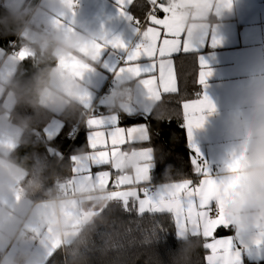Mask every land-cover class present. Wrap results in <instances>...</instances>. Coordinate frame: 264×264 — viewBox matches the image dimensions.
I'll return each instance as SVG.
<instances>
[{
  "label": "snow or ice",
  "instance_id": "6c2138e0",
  "mask_svg": "<svg viewBox=\"0 0 264 264\" xmlns=\"http://www.w3.org/2000/svg\"><path fill=\"white\" fill-rule=\"evenodd\" d=\"M146 2L149 10L146 13L145 22H142L139 18L128 14L129 6L133 5L134 0H117L120 14L131 20L136 25L135 30L142 36L141 42L134 48L128 49L120 37L110 40L104 37L101 42H95L91 46L94 61L100 58L102 51L109 45L113 48L128 49L122 66L115 69V78L119 80L127 76L129 80L137 82L143 88L146 96L121 113L108 111L101 113L92 104L91 95L81 98L82 106L90 112L86 125L89 130L87 145L91 151H84L83 155L77 154L72 157L73 172L82 179L94 181L99 188L103 189L105 195L101 199L105 201V204L92 206L86 212L74 210L71 215L78 225L108 211L109 205H114L113 202L122 205L124 212L136 211L140 215L144 213L171 214L176 235L188 234L196 242L198 237L204 238L205 241L210 240L202 245L209 253L206 255V264H242V252L235 238L214 236L218 227L229 229L231 226L224 215V206L233 197L239 185V177L214 176L202 159L199 149L192 142L193 130L201 128L205 122L204 114L215 111V104L207 94L182 103V125L187 128L188 141L193 149L190 162L193 174L198 179L188 177L178 181L154 183L153 169L157 160L154 157L153 148L133 147L131 150H124L121 147L150 139L149 127L146 124L119 126L122 115L132 118L134 111L151 115L157 105L163 102L162 93H176L177 86L171 57L174 53L197 52L198 45L204 42L206 34L205 31L190 35L181 25V8L185 3L193 2V0H166V2L165 0H146ZM62 3L71 10L76 0H62ZM218 3L219 8L231 7L230 0H218ZM158 12L163 13V18L158 17ZM54 23L64 26L61 20H54ZM219 42L213 36V45ZM81 51L87 55L89 48L85 46ZM12 58H18L22 62L29 60L30 56L26 51L18 49ZM142 58H146L147 62L141 63ZM157 61L159 85L156 76L152 75L157 68ZM61 64L77 79H83L84 74L91 70L89 64L75 59L62 61ZM199 68L198 83L206 88V81L212 72L203 58L199 59ZM145 76L147 78H143ZM129 152L137 155L141 160V163L131 172L125 170L123 162L119 159ZM243 158V150L239 153L233 152L226 164L227 171L236 172ZM105 165L116 170L112 181V188L116 190L109 188L112 177L110 171L93 172V167ZM122 185H127V190H119ZM159 233H166V230L160 226L159 231L152 234L156 240L161 238ZM262 243H264V232H261V239L255 245L259 246Z\"/></svg>",
  "mask_w": 264,
  "mask_h": 264
},
{
  "label": "clouds",
  "instance_id": "9594fccd",
  "mask_svg": "<svg viewBox=\"0 0 264 264\" xmlns=\"http://www.w3.org/2000/svg\"><path fill=\"white\" fill-rule=\"evenodd\" d=\"M0 9V24L6 30L25 33L28 46L37 53V59L46 64L26 78L12 75L11 66L0 68V90L7 91L13 107L26 103L34 110L79 112L81 98L87 94L84 83L64 68L46 62L77 56L84 63H91L94 61L91 46L101 42L104 35L75 25L69 30L55 24V19L50 21L49 17L62 16L68 10L62 0H0ZM85 46L89 48L87 55L80 51ZM145 96L137 82L123 76L109 94L108 103L113 109L122 110ZM26 126L13 124L0 115V138L18 140L21 128ZM227 130L238 140L246 138L248 152L237 171L227 173V176L239 177V185L230 202L225 204L224 215L240 239L256 244L264 232V75L254 77L246 87L238 107L227 119ZM119 159L123 160L125 170L131 171L133 164L128 157ZM28 177L25 163L17 162L7 153L0 154V200H11L22 185L26 193L39 188V181ZM87 188L77 191L75 196L49 191L48 207L33 205L27 197L19 203L12 202L10 207H0V245H17L15 251L0 256V264H45L40 252L25 246L31 239L27 227L42 222L65 240L72 264H86L85 250L97 235L104 241V246L98 250L106 253L113 233L108 231L109 223L102 215L84 224L78 235L66 236L69 229L64 211L71 207L74 198L82 201L92 198L98 206L105 204L101 199L104 190ZM176 239L179 247L172 264H188L197 242L188 234L176 235Z\"/></svg>",
  "mask_w": 264,
  "mask_h": 264
},
{
  "label": "crops",
  "instance_id": "0c3cea01",
  "mask_svg": "<svg viewBox=\"0 0 264 264\" xmlns=\"http://www.w3.org/2000/svg\"><path fill=\"white\" fill-rule=\"evenodd\" d=\"M76 1L81 4L79 7L74 5L73 9H68L64 12L63 16L49 17V20H61L65 28L71 29L75 25L79 26L81 30L101 32L104 37L109 40L114 37H120L128 46V49L134 48L141 42L142 36L135 30L136 25L125 16H122L118 11L117 0ZM230 2L231 7L229 8H219L220 5L218 0H207L206 3L205 0H193V2L185 3L181 8L182 27L190 35L200 34L206 31L205 39L202 44L198 45L197 52L174 53L171 57L177 91L178 80L175 63L178 56H194L191 59L193 60V66L197 72V81L200 71V58L206 61L208 69L212 72V75L206 81L207 87L205 88L203 85H201V87L203 94H207L215 104V111L211 114L207 112L204 114L205 122L201 128L193 130L192 142L199 149V153L202 159L207 163L209 171L214 176L221 178L227 176L228 171L226 164L231 159L233 152L239 153L243 150L244 157L248 152V144L245 137H241L240 140H238L229 134L227 130V119L238 107L239 100L242 98L244 90L252 79L256 76L264 75V0H230ZM218 8L219 10L217 12ZM148 10L149 5L146 0H134L133 5L129 6L128 14L145 22ZM157 15L159 18H163L162 12H158ZM208 31L211 32L209 33ZM22 36L24 37L25 33H23ZM213 36L220 41L215 46L212 43ZM26 37L25 42L27 45L25 47L28 49L24 48V51L29 52L31 49L28 46V38ZM82 49L83 48H81V50ZM128 49L113 48L109 45L102 51L98 60L86 63L91 66V70L86 72L83 79L80 80L87 88L86 95H91L92 104L101 113L105 111L110 113H121L136 104L123 108L122 110H117L109 105L106 95L100 96L107 81L111 82V92L117 86L118 80L115 78V69L122 66L123 60L127 57ZM81 53L85 55L82 51ZM6 58H8L6 54L0 56V68L7 66L8 62L5 61ZM70 59H75L84 63L79 57L72 56L59 58L55 61V65L62 67L61 62ZM19 62L20 60L17 58L13 64L8 65L6 68L11 66L14 75ZM140 62L144 63L147 62V60L146 58H142ZM152 75L156 76L157 84L159 85L158 61L157 68ZM143 78H147V76ZM165 94L173 93H162V96ZM79 107L85 112H89L82 106V99ZM52 113L55 114V112ZM57 114L58 113H56V115ZM138 114L148 115L143 112L137 113L134 111L133 116ZM6 117L10 119L8 115ZM124 117L127 116L122 115L119 126H122L121 121ZM86 120L87 119H85L83 123L86 130V140L81 139L79 141L76 147L77 152L74 153L72 157L77 154L83 155L84 151H91L87 145L89 130L86 125ZM185 129L188 146L193 151L188 141L187 128L185 127ZM22 133L23 130L21 129L18 140L12 137L0 138V154L7 153L10 156L20 144ZM145 142L148 141H137L134 145L129 143L121 147L124 150H131L133 147L136 149L147 148L139 146V144ZM125 156L128 157L129 161L133 164L131 171L141 163L140 158L131 152L122 157ZM120 160L123 162L122 159ZM102 170H108L112 173L109 188L110 190H116L112 188V181L115 178L116 170L111 169L108 165L93 167V172ZM86 186H88L87 190L101 189L94 181L82 179L72 171L71 177L66 182L57 185V188L61 191V194L65 196H75L77 191L85 190ZM127 188V185H122L119 190L123 191L127 190ZM25 197H27L28 201L33 205L48 207V199L33 200L28 193L25 192L23 185L14 193L11 200H0V207H10L12 202L19 203V201ZM92 206H98L92 198L86 201L73 199L71 207L64 211L69 229L66 236L74 237L78 235L81 227L96 217H91L87 221L76 225V220L71 213L74 210L86 212ZM224 230L229 231L223 235H218V232ZM26 231L29 233L31 239L25 246L40 252L45 264L56 250L66 246L65 240L53 232L49 224L42 222L37 225H31L27 227ZM214 236L216 238L234 237L242 252V264H264V243L257 246L240 239L234 233L232 226H230L229 229L218 227ZM206 242H210V240ZM16 247V244H11L7 247L0 245V256L10 254L15 251Z\"/></svg>",
  "mask_w": 264,
  "mask_h": 264
},
{
  "label": "trees",
  "instance_id": "16d2710c",
  "mask_svg": "<svg viewBox=\"0 0 264 264\" xmlns=\"http://www.w3.org/2000/svg\"><path fill=\"white\" fill-rule=\"evenodd\" d=\"M22 34L6 30L0 24V56L10 51L14 43L12 53L25 47L27 43ZM29 56V60L19 62L14 76L30 77L46 66L37 59V53ZM193 57L180 55L176 58V93L163 95V102L157 105L151 115L138 114L132 118L124 117L121 121V125L126 127L139 124L149 127L150 139L139 146L153 148L157 160L153 170L154 183L178 181L188 177L198 179L193 174L190 162L193 151L188 146L186 129L182 125V103L197 99L203 94L191 59ZM46 63L55 64V61ZM0 110L4 111V108L0 107ZM88 115L89 112L81 108L74 114L63 112L56 115L48 110H34L26 103L18 104L10 111L9 116L14 124L27 125L21 128V142L10 157L26 164L28 179L39 181V188L27 192L33 200L48 199L47 193L54 186L57 187L71 177V157L77 152L79 141L86 140L83 123ZM56 117L62 120V129L57 137L47 140L44 138V129ZM113 204L101 214L109 223L108 231L113 233L111 246L106 253L99 251L104 246V241L99 235L94 236L93 242L85 250L86 264H172V257L179 245L171 214L140 215L136 211L124 212L122 205L117 202ZM160 226L166 233H159L161 238L156 240L152 234L158 232ZM227 231L229 230L220 231L218 235L228 233ZM196 239L197 247L189 257L188 264H206L208 250L202 247L206 241L201 237ZM46 264H72L68 246L56 250Z\"/></svg>",
  "mask_w": 264,
  "mask_h": 264
},
{
  "label": "rangeland",
  "instance_id": "374dc122",
  "mask_svg": "<svg viewBox=\"0 0 264 264\" xmlns=\"http://www.w3.org/2000/svg\"><path fill=\"white\" fill-rule=\"evenodd\" d=\"M26 37V34L24 36V39ZM27 38V37H26ZM23 47L21 48L22 50H25ZM28 49V48H26ZM29 55H35V53L30 50L29 52H27ZM15 55V53L13 52L12 54H10L8 56V58H6L5 61H7V66L10 64H13L14 61H16V59H13L12 57ZM6 66V67H7ZM6 67H4V69H6ZM13 75V73H11ZM0 107L4 108V111L0 110V115L3 116H9L10 111H12V109L14 108L12 103L9 101L8 97H7V92L5 90H0ZM58 113L57 115L62 114L63 112L61 111H55V114ZM63 126V122L62 120H59L57 118L52 119V121L46 126V128L44 129V138L47 140H52L53 138L57 137V135L59 134L61 128Z\"/></svg>",
  "mask_w": 264,
  "mask_h": 264
},
{
  "label": "built area",
  "instance_id": "2783aa9c",
  "mask_svg": "<svg viewBox=\"0 0 264 264\" xmlns=\"http://www.w3.org/2000/svg\"><path fill=\"white\" fill-rule=\"evenodd\" d=\"M80 5L81 4L78 1H76L75 6L76 7H79ZM14 47H15V43L12 45L11 50L6 53V57H8L10 54H12V51H13ZM110 93H111V82L110 81H107L106 85L104 86V90L100 93V96L106 95L107 97H109V94ZM88 117L89 116H86V119ZM51 191H56V192L61 193V191L56 186H54L51 189Z\"/></svg>",
  "mask_w": 264,
  "mask_h": 264
}]
</instances>
